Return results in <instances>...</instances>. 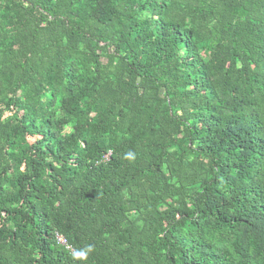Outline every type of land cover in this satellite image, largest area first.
<instances>
[{"label": "trees", "instance_id": "obj_1", "mask_svg": "<svg viewBox=\"0 0 264 264\" xmlns=\"http://www.w3.org/2000/svg\"><path fill=\"white\" fill-rule=\"evenodd\" d=\"M0 264H264V0H0Z\"/></svg>", "mask_w": 264, "mask_h": 264}, {"label": "clouds", "instance_id": "obj_2", "mask_svg": "<svg viewBox=\"0 0 264 264\" xmlns=\"http://www.w3.org/2000/svg\"><path fill=\"white\" fill-rule=\"evenodd\" d=\"M128 158L132 156L131 153L126 154ZM94 251V245L87 244L72 253V259L80 262L87 261L89 255Z\"/></svg>", "mask_w": 264, "mask_h": 264}, {"label": "built area", "instance_id": "obj_3", "mask_svg": "<svg viewBox=\"0 0 264 264\" xmlns=\"http://www.w3.org/2000/svg\"><path fill=\"white\" fill-rule=\"evenodd\" d=\"M55 240H56L57 244L64 247L70 253L74 252V249L72 248L71 245L68 244L66 238L62 234L56 232L55 233Z\"/></svg>", "mask_w": 264, "mask_h": 264}, {"label": "rangeland", "instance_id": "obj_4", "mask_svg": "<svg viewBox=\"0 0 264 264\" xmlns=\"http://www.w3.org/2000/svg\"><path fill=\"white\" fill-rule=\"evenodd\" d=\"M8 114H5L4 117H6ZM66 131H70V128L66 127L64 128ZM28 141L31 143L33 142V139L29 138Z\"/></svg>", "mask_w": 264, "mask_h": 264}]
</instances>
